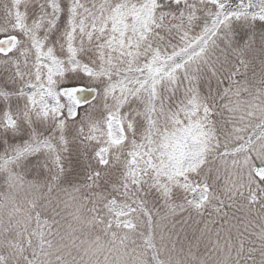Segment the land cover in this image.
Returning a JSON list of instances; mask_svg holds the SVG:
<instances>
[{
  "label": "snow or ice",
  "instance_id": "obj_1",
  "mask_svg": "<svg viewBox=\"0 0 264 264\" xmlns=\"http://www.w3.org/2000/svg\"><path fill=\"white\" fill-rule=\"evenodd\" d=\"M0 264H264V0H0Z\"/></svg>",
  "mask_w": 264,
  "mask_h": 264
}]
</instances>
